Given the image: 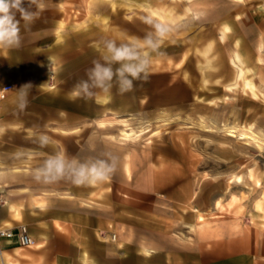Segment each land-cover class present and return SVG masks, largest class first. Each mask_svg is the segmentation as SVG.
<instances>
[{
  "label": "rangeland",
  "instance_id": "374dc122",
  "mask_svg": "<svg viewBox=\"0 0 264 264\" xmlns=\"http://www.w3.org/2000/svg\"><path fill=\"white\" fill-rule=\"evenodd\" d=\"M58 12L75 49L12 109L0 193L83 216L124 264H264V0H59ZM110 42L148 60L131 90ZM96 63L114 73L104 88Z\"/></svg>",
  "mask_w": 264,
  "mask_h": 264
},
{
  "label": "crops",
  "instance_id": "0c3cea01",
  "mask_svg": "<svg viewBox=\"0 0 264 264\" xmlns=\"http://www.w3.org/2000/svg\"><path fill=\"white\" fill-rule=\"evenodd\" d=\"M58 3L59 0H36L35 3L23 0L21 7L33 19L26 22L18 11L13 10L20 21L19 46H0V88L6 84L12 86L7 99L0 100L2 174L10 169L12 109L28 104L29 93L41 92L44 83L41 78H49L47 85L52 86L54 71L58 69L62 55L75 49L74 37L60 31ZM61 35L66 40L63 44ZM236 57L240 59L238 55ZM25 116L32 118L29 108ZM26 123L35 122L26 120ZM0 185L4 188L5 181ZM51 203L56 206L50 204L42 208L27 200L13 201L0 193V229L15 232L24 224L37 242L34 248H21L15 246L14 238H0V264H124L121 252L116 250L117 245L100 240L105 235L91 224L79 223L87 219L72 212H59L58 203Z\"/></svg>",
  "mask_w": 264,
  "mask_h": 264
},
{
  "label": "clouds",
  "instance_id": "9594fccd",
  "mask_svg": "<svg viewBox=\"0 0 264 264\" xmlns=\"http://www.w3.org/2000/svg\"><path fill=\"white\" fill-rule=\"evenodd\" d=\"M30 3H35L36 0H29ZM23 0H0V46H19L20 43V21L15 18L13 10L20 13V18L26 22L31 21L33 16L28 11L21 7ZM157 32L160 36L164 35V29L160 25H156ZM151 46V40L148 41ZM108 52L111 54V60L113 62L121 63V67L117 70L120 78L121 91H128L132 88V80L137 79L144 74V78L148 77V60L141 59L137 51L127 45L117 47L114 43L107 45ZM113 71L110 67H105L99 63L95 64V67L91 70L90 79L93 80L94 85L100 88H104L106 82H109L113 78ZM131 77L132 79H129ZM80 90L84 93H88L89 85L87 82L82 83L79 86ZM79 95V91L75 93ZM23 107V105H21ZM48 168L51 171L53 168L57 174H60L64 170V164L62 160L50 161ZM93 177L92 182L103 181L106 179L105 173L100 169L93 167L88 170ZM78 176L84 177L85 170L82 168ZM77 184L82 183V180L78 179Z\"/></svg>",
  "mask_w": 264,
  "mask_h": 264
},
{
  "label": "built area",
  "instance_id": "2783aa9c",
  "mask_svg": "<svg viewBox=\"0 0 264 264\" xmlns=\"http://www.w3.org/2000/svg\"><path fill=\"white\" fill-rule=\"evenodd\" d=\"M11 88L12 86L10 84L3 85L0 88V98H5ZM0 237L14 238L17 243L22 246H30L33 243V240L24 225H21L15 232L11 230H0Z\"/></svg>",
  "mask_w": 264,
  "mask_h": 264
},
{
  "label": "bare ground",
  "instance_id": "6f19581e",
  "mask_svg": "<svg viewBox=\"0 0 264 264\" xmlns=\"http://www.w3.org/2000/svg\"><path fill=\"white\" fill-rule=\"evenodd\" d=\"M246 85H249L250 86V84L246 81ZM231 131V130H230ZM241 136L243 137V136H245V135H243V133H241ZM198 217H200L199 216V214L197 215Z\"/></svg>",
  "mask_w": 264,
  "mask_h": 264
}]
</instances>
